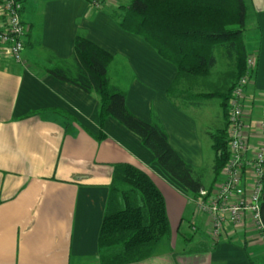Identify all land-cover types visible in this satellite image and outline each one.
I'll return each mask as SVG.
<instances>
[{
    "label": "crops",
    "instance_id": "1",
    "mask_svg": "<svg viewBox=\"0 0 264 264\" xmlns=\"http://www.w3.org/2000/svg\"><path fill=\"white\" fill-rule=\"evenodd\" d=\"M129 2L24 0L22 61H13L0 47V264H100L97 239L112 166L120 162L151 177L170 225L148 258L128 264H264L262 231L249 216L213 237L187 189L154 161L136 134L110 116L101 128L95 92L44 73L55 59L68 62L75 36L83 34L113 56L110 83L126 91L133 114L158 120L194 172L211 158L214 164L207 150L213 151L210 134L224 124L220 100L166 96L175 65L108 14ZM251 19L254 28L245 43L256 64L244 96V122L253 148L264 124V8H256ZM4 27L0 14V30ZM213 164L204 190L220 177L214 178ZM193 220L195 232L189 227Z\"/></svg>",
    "mask_w": 264,
    "mask_h": 264
},
{
    "label": "trees",
    "instance_id": "2",
    "mask_svg": "<svg viewBox=\"0 0 264 264\" xmlns=\"http://www.w3.org/2000/svg\"><path fill=\"white\" fill-rule=\"evenodd\" d=\"M247 11L245 0H130L108 13L122 30L141 37L161 58L175 65L176 74L166 90L171 101L192 97L220 100L224 124L210 134L214 178L229 156L227 102L236 81L247 72L249 52L243 36ZM218 51L231 63L224 73L227 87L192 94V82L210 75ZM112 60L108 51L79 33L71 59L43 70L86 93L95 92L101 128L110 116L136 134L154 161L196 198L203 184L194 176L192 166L171 147L161 123L147 122L133 114L126 105V91L110 83L108 68ZM254 71L255 68L252 75ZM112 167L97 246L100 264H128L148 258L169 234L170 225L164 197L151 177L129 163H115ZM260 219L264 226V191Z\"/></svg>",
    "mask_w": 264,
    "mask_h": 264
},
{
    "label": "built area",
    "instance_id": "3",
    "mask_svg": "<svg viewBox=\"0 0 264 264\" xmlns=\"http://www.w3.org/2000/svg\"><path fill=\"white\" fill-rule=\"evenodd\" d=\"M23 1L0 0V14L5 21V27L0 30V47L18 63L22 61L27 32L21 18ZM255 64V56L248 55L247 72L236 81L227 102L229 156L220 177L211 190L202 189L196 198H192L196 212L209 220L213 237L222 235L226 225L238 224L249 216L264 238L260 219L264 191V124L256 146L251 148L245 138L244 122V96ZM189 227L192 232L197 230L195 220Z\"/></svg>",
    "mask_w": 264,
    "mask_h": 264
},
{
    "label": "rangeland",
    "instance_id": "4",
    "mask_svg": "<svg viewBox=\"0 0 264 264\" xmlns=\"http://www.w3.org/2000/svg\"><path fill=\"white\" fill-rule=\"evenodd\" d=\"M245 1L248 5V11H247V18H246V26H245L244 32H243L244 41H245V38L248 35V33L252 30V28H254L252 26V23H251V20H252L251 18L254 16V12H255L256 8H258V7L264 8V0H245ZM119 6H121V5H118L117 7H119ZM220 52L221 51H218V53L217 52L215 53L217 55V62H216L217 64L212 68L210 75L208 77H205V78H198L194 82H192V86H190V87H191V90H193V92H197L198 94L199 93H207V92L214 91V90H222V89L224 90L225 87H227L226 80L224 77V73H225V71H228L230 69L231 63L229 61H227L226 59H224L219 54ZM46 55H48V54L46 53ZM57 62H58V60L56 61V59H55V61H54L55 65H53V66H56ZM114 69H113V71H114ZM110 73H112V68L109 69V75L111 76ZM114 74H116V73H114ZM125 76H127V75L123 74V80L124 81L127 80V78H125ZM121 85H122V83H121ZM121 88H122V86H121ZM211 101L213 103H215V102L219 103L218 99H213ZM214 123H215V121H214ZM220 125H222V119H220ZM207 151L211 153V157H212L214 152L211 151L209 148ZM212 162H213V159L211 158V161L208 160L205 164H203V167L200 170H196L194 172V176H197L203 184H207L210 182L208 178L212 176V174H211L212 173L211 166L213 164Z\"/></svg>",
    "mask_w": 264,
    "mask_h": 264
}]
</instances>
